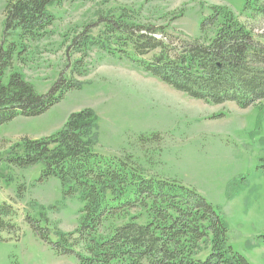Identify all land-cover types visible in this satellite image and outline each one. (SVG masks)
<instances>
[{"label":"rangeland","instance_id":"1","mask_svg":"<svg viewBox=\"0 0 264 264\" xmlns=\"http://www.w3.org/2000/svg\"><path fill=\"white\" fill-rule=\"evenodd\" d=\"M10 1L15 0H0V50L6 45L3 30ZM244 3L70 0L51 6L54 25L43 37L23 43L14 37L6 40L18 44L10 71L23 74L40 95L48 94L59 80L82 86L39 117L20 116L1 126L0 159L22 139L50 137L73 113L91 109L98 116L96 153L130 159L146 175L194 189L223 216L233 250L250 264H264V101L242 109L235 103L216 106L193 99L121 60L114 52L131 53L132 48L116 45L112 37L119 29L114 20L124 13L130 25L157 31V39L165 37L174 48L200 38L208 45L214 27L207 25L202 31V23L213 7L222 6L258 40L264 36V18L247 16ZM90 38L94 44L108 43L113 54L105 47L87 45ZM0 169L5 177L0 203L17 211V234L4 232L0 237V264H78L74 257L56 253L27 217L39 228L47 227L55 242L57 233L69 235L79 228L83 208L79 195L65 194L56 178L39 182L41 165L22 169L1 164Z\"/></svg>","mask_w":264,"mask_h":264},{"label":"trees","instance_id":"2","mask_svg":"<svg viewBox=\"0 0 264 264\" xmlns=\"http://www.w3.org/2000/svg\"><path fill=\"white\" fill-rule=\"evenodd\" d=\"M63 1L70 0H15L7 4L6 45L0 50V127L20 116L39 117L67 92L81 88L80 83L64 79L48 94L40 95L23 74L10 71L18 44L6 40L14 37L23 43L43 37L55 21L48 9ZM244 2L247 16L264 18V0ZM122 15L114 20L119 29L112 37L116 45L130 46L132 52H114L121 60L210 105L235 103L248 109L264 101V36L256 40L233 11L212 8L201 26L202 31L207 25L214 27L208 45L200 38L175 48L165 37L157 39V31L130 25L124 19L126 14ZM94 41L90 38L86 44L112 53L108 43ZM148 56L150 59H145ZM8 71L9 81L4 83ZM97 124L98 116L91 109L73 113L58 133L22 139L0 159V165L22 169L41 165L39 182L56 178L65 194L79 195L83 204L79 228L69 235L57 233L55 242L47 227L39 228L27 217L56 253L74 257L78 264H250L229 245L228 226L221 213L197 191L146 175L130 159L96 153ZM4 179L0 169V182ZM16 217L11 204L0 203V237L4 232L17 234ZM44 220L48 223L46 217Z\"/></svg>","mask_w":264,"mask_h":264}]
</instances>
